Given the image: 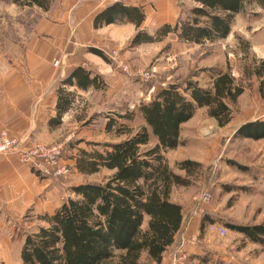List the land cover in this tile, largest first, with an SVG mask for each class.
Here are the masks:
<instances>
[{
    "label": "rangeland",
    "instance_id": "1",
    "mask_svg": "<svg viewBox=\"0 0 264 264\" xmlns=\"http://www.w3.org/2000/svg\"><path fill=\"white\" fill-rule=\"evenodd\" d=\"M195 6L193 0L149 2L148 21L141 31L154 34L165 23L184 20ZM57 8H60L58 0H54L49 11L0 0V102L15 91L40 84L36 75L50 76L55 87L60 83L58 79L66 78L69 59L64 58L65 53L60 49L49 64L43 60L53 41L66 36L54 12ZM231 26L228 38L213 45L189 46L178 41L174 33L162 41L142 45L132 43L138 33L124 42H108L103 46L99 43L111 56L115 51L118 53L116 60L103 58L102 66L109 73L101 76L100 88L79 95L74 93L75 104L67 122L59 127L56 142L33 143L64 146L60 160L68 167L69 174L60 179L50 178L60 185L64 201L75 197L73 186L100 184L114 176L106 168L93 174L80 173L76 158L82 150L101 152L104 144H115L130 137L118 136V129L130 130L132 134L140 131L146 123L138 108L151 102L160 89L183 85L188 80L211 87L214 69L230 72L237 84L245 86L244 94L232 105L233 118L229 125H216L208 108L197 110L194 118L181 127V145L162 152L170 169L189 180L187 186L174 185L171 191L170 201L183 207L185 219L162 264H264V246L250 242L228 227L264 224V139L233 137L238 124L259 116L264 109V77L256 76V69L264 61V10L248 4L242 14L235 16ZM90 48L95 47H85V54L96 56ZM121 65L127 72L122 71ZM85 67L89 69V65ZM129 113L131 117L120 118ZM110 118L119 122L109 133L105 128ZM19 139L22 150L30 148L24 147V141ZM150 143L147 148L156 145L154 140ZM188 160L198 165L192 166L190 172L178 167ZM232 163L247 169L241 171ZM206 193L211 196L210 202L205 199ZM205 216L209 219L204 221ZM40 226L45 224L39 219L25 218L2 228V249L14 254L22 241ZM220 227L227 230L225 235L221 234ZM141 259L143 264H157L146 254ZM118 261L114 258L112 264Z\"/></svg>",
    "mask_w": 264,
    "mask_h": 264
},
{
    "label": "trees",
    "instance_id": "2",
    "mask_svg": "<svg viewBox=\"0 0 264 264\" xmlns=\"http://www.w3.org/2000/svg\"><path fill=\"white\" fill-rule=\"evenodd\" d=\"M9 2L10 0H2ZM25 6H37L49 11L54 0H12ZM196 6L184 20L175 25L164 24L154 35L139 32L133 45L156 43L171 33L178 41L195 45L214 44L228 38L236 15L246 6L257 5L264 10V0H193ZM141 7L113 2L97 13L94 29L112 24L133 23L137 28L145 21ZM90 52L104 59L101 49ZM257 77H264V61L256 69ZM101 75L85 66L76 67L64 79L58 90L57 118L53 126L62 123V116L73 108L74 92L66 89H99ZM212 86L203 87L192 80L183 85H171L160 89L151 102L143 103L139 112L146 126L135 134L116 131L128 139L115 144H104V151H80L76 167L80 173L93 174L106 168L115 174L102 183L73 186L74 198H68L54 212L45 215V227L26 237L21 259L24 264H143L142 255L162 264L168 249L174 246L176 236L182 230L185 215L183 207L170 201L174 185L187 186L189 180L173 172L163 151L178 148L182 126L191 120L196 111L208 108L209 116L217 119L219 126L228 125L232 118V105L244 93L245 86L236 83L229 72L214 69ZM131 114L120 115L121 119ZM119 121L109 119L107 132H112ZM236 139H264V118L247 121L233 135ZM154 140L156 145L147 148ZM241 171L247 168L232 163ZM198 164L188 160L178 164L189 171ZM190 172V171H189ZM147 221L146 229L143 225ZM209 217L205 216L204 221ZM202 223L201 228L203 227ZM247 240L264 246V224L228 225Z\"/></svg>",
    "mask_w": 264,
    "mask_h": 264
},
{
    "label": "crops",
    "instance_id": "3",
    "mask_svg": "<svg viewBox=\"0 0 264 264\" xmlns=\"http://www.w3.org/2000/svg\"><path fill=\"white\" fill-rule=\"evenodd\" d=\"M155 1L149 0L152 4H155ZM58 2L60 8H57L54 12L59 17L62 25L61 30L66 33V36L53 41V47H50V51L46 53L43 60L46 64H49L52 56L60 49L65 53L64 58L69 59L70 66L64 76L66 78L76 67L85 65H89V69L93 73L106 77L109 70L102 66L104 63L103 58L90 53L85 54V47L89 46L103 50L101 46L107 45L108 42H124L128 37L139 33L148 21L146 6L149 5V2L146 0H124L127 5L144 9L146 19L139 28L133 23H127L102 26L98 29H94L93 26L97 13L112 4L113 0H58ZM174 36L178 39L177 35L174 34ZM99 43L102 45L100 46ZM185 43L189 46H198ZM34 77H37L36 81L40 84L28 86L21 91H15L11 93L8 99L0 102V131L7 130L12 136L21 138L26 148L35 142H56L60 134L59 127L67 122L69 112L72 110L71 108L69 112L62 116L60 125L53 126L51 121L57 118L58 90L62 81L66 78L62 81L58 79L60 83L55 87L50 76L41 74ZM90 89L94 90L95 88H89L88 90ZM66 90L78 95L88 91L76 87H70ZM259 99H261L260 96H258ZM262 103L264 105V101ZM210 118L217 125V119ZM262 118H264V109L259 116L246 119L245 122ZM245 122L238 124L236 130ZM61 191L60 185H57L53 179L43 178L35 173L30 166L23 163L17 152L0 154V230L25 218L30 221L34 218L39 219L46 225V221L42 218L45 215H53L63 203ZM31 214L34 216L29 219L28 217ZM2 239L0 234V263L24 264L21 253L26 239L22 241L18 249H15L14 254L10 250L2 249Z\"/></svg>",
    "mask_w": 264,
    "mask_h": 264
},
{
    "label": "built area",
    "instance_id": "4",
    "mask_svg": "<svg viewBox=\"0 0 264 264\" xmlns=\"http://www.w3.org/2000/svg\"><path fill=\"white\" fill-rule=\"evenodd\" d=\"M114 2H124V0H113ZM105 57L116 60L117 51L111 56L106 50H102ZM127 72L126 67L121 65ZM151 76V75H147ZM17 152L20 160L30 166L35 173L42 177L60 179L61 176L69 174V169L61 163L60 158L64 152V146L58 145H45V144H33L29 149L22 150L20 147V139L16 136H12L6 130L0 131V154H8ZM206 200L210 202V194L206 193ZM222 235L227 233L225 228L220 227Z\"/></svg>",
    "mask_w": 264,
    "mask_h": 264
}]
</instances>
